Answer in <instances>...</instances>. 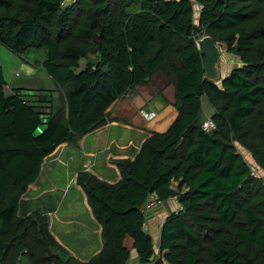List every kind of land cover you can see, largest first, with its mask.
Returning a JSON list of instances; mask_svg holds the SVG:
<instances>
[{
  "label": "trees",
  "instance_id": "1",
  "mask_svg": "<svg viewBox=\"0 0 264 264\" xmlns=\"http://www.w3.org/2000/svg\"><path fill=\"white\" fill-rule=\"evenodd\" d=\"M196 34L241 62L220 84L205 78ZM0 44L19 55L43 49L41 69L56 84L7 91L0 66V240L9 245L0 264H126L131 249L138 264H264V182L237 149L264 171V0H0ZM157 70L175 88L169 128L116 162L117 183L77 175L101 227L100 251L81 262L47 236L45 214L21 212V196L45 157L103 125ZM203 96L213 108L209 130ZM149 194L180 206L156 244L144 228ZM28 221L51 246L34 261L22 239Z\"/></svg>",
  "mask_w": 264,
  "mask_h": 264
},
{
  "label": "crops",
  "instance_id": "2",
  "mask_svg": "<svg viewBox=\"0 0 264 264\" xmlns=\"http://www.w3.org/2000/svg\"><path fill=\"white\" fill-rule=\"evenodd\" d=\"M218 72L220 77H225L229 70H224L222 68L221 62L219 61ZM168 79L169 78L160 70L155 71L150 76L149 80L135 85L114 103L109 112L108 118L103 125L99 126L93 132L82 136L77 141V145H72L66 142L61 143L47 156V161H53L51 164L56 163V161L62 160L63 155L68 156L70 154V157L66 158L71 164L74 161V153L76 152L77 147L82 146L85 156L83 166H85V168L78 171L75 170L73 174L74 182L77 188L82 191V189L76 184L77 175L82 171L90 172L99 180L105 181L107 183H117L121 176L116 162L120 160L134 159L140 149L141 144L148 137H150L153 132H165L177 115V107L175 105V88ZM216 83L220 84V81L217 80ZM12 87V85H6L5 88L8 91ZM14 87H24L28 89L46 88L42 87V85H39L38 83L31 84L24 81L15 83ZM47 88H56V84L52 82L51 84L47 85ZM56 94L58 95L56 101H58L60 100V95L58 92ZM203 97L200 99V120L202 123L204 121L210 120V115L213 112V108L210 103L208 107L204 106ZM140 109L154 110L156 111V116L152 120H145L139 114ZM203 110L205 111V115H203ZM88 139L96 141L95 150H93L92 147L86 149L85 144ZM237 149L249 165H255L258 168L259 178H262V181L264 182V171L253 162L250 154L245 149L239 145H237ZM91 157L94 159L93 165L90 162V166L86 167V164L90 161L89 158ZM93 167H95L96 170ZM48 169H52V165L48 167ZM39 179L40 176L37 178L35 183H39ZM38 183L36 184L37 186ZM29 186H31V184ZM82 193L84 194L83 191ZM84 196L88 205L87 197L85 194ZM151 197L156 198L154 194H149L147 196V199L143 205V215L144 228L146 232L154 238V235L156 234L155 230L158 224H161L163 219L170 212L176 211L180 206L174 197L169 198L166 201L159 202L162 205L158 208V211L154 213L156 216H152L151 210L145 212L147 211L145 205L149 199L151 200ZM25 200L28 201L27 197ZM168 208H171V211H167ZM88 209L90 211V221L92 225L90 226L91 230L86 233L85 237H80L79 235L70 237L72 233L68 234V232L79 230L78 226L82 227L79 223L81 221L80 217L72 211H65L57 215V220L55 221L58 226L66 225L64 231H53L50 226V234L72 256L81 262L88 261L101 249V227L93 217L89 205ZM48 214H51V211H49ZM160 214L161 218L159 216ZM158 219H160L159 222ZM61 236H64V240ZM126 264H138L135 250H130V258Z\"/></svg>",
  "mask_w": 264,
  "mask_h": 264
},
{
  "label": "rangeland",
  "instance_id": "3",
  "mask_svg": "<svg viewBox=\"0 0 264 264\" xmlns=\"http://www.w3.org/2000/svg\"><path fill=\"white\" fill-rule=\"evenodd\" d=\"M196 17L197 12L194 13V18ZM220 49V62L224 70L228 69L230 71V69L241 65L240 60L235 55L227 53L221 45ZM44 57L45 52L43 49H30L26 53L19 55L0 44V66L2 68V73L7 85H12V88H14L15 83L24 81L31 84L38 83L39 85H42V87L47 88V85L51 84L53 81L41 69ZM57 96L58 95L56 94V100ZM203 104L207 107L209 105V101L206 97H203ZM202 112L203 115H205V111L203 110ZM95 144L96 141L88 139L85 147L86 149L92 147L93 150H95ZM74 154V161L71 164L66 158L70 157V154L68 156L63 155L62 160L56 161V163L52 164L51 162L53 161H47V157L44 159L43 166L41 168L42 170H40L39 173L40 179L39 183L37 182L38 186L36 185L37 183L34 182L21 196V205L24 207L21 212H26V214L31 213V217L39 215L38 212L45 214V218L48 216V233H51L50 226L53 231H64L66 228V225H57L55 221L57 220V215L65 211H72L80 217L81 221L79 223L82 227L78 226L79 230L68 232V234L72 233L70 237L77 235L80 237H85L86 233L91 230L90 226L92 225L90 221V211L88 209L85 196L75 185L73 177L75 170L78 171L85 168V166H83L85 160L83 147H77ZM89 160L93 165V157L89 158ZM51 165L52 169L49 170L48 167ZM93 168L96 170L95 167ZM26 197L28 201L25 200ZM161 205L162 204L157 203L152 207V216L156 211H158V208ZM49 211H51V214H48ZM167 211H171V208H168ZM40 216L43 217V215ZM154 216H156V214ZM159 216L161 218V214ZM159 221L160 219H158V222ZM160 225L161 224L159 223L155 230L156 234L154 235V238L152 237L154 243H157ZM19 227L23 228V224H21ZM24 231L25 234L22 236V239L28 244L27 253L31 257V260L34 261L39 258V256L43 255L44 248L51 247L48 243L49 239H47L46 236L40 238L39 234L37 233L36 225L31 224L29 221ZM50 235L51 234H47V236ZM51 237L57 241L53 236ZM61 237L64 240V236ZM39 251L42 252L38 253ZM12 262L14 261L10 260V264H12ZM15 264L17 263L15 262Z\"/></svg>",
  "mask_w": 264,
  "mask_h": 264
},
{
  "label": "water",
  "instance_id": "4",
  "mask_svg": "<svg viewBox=\"0 0 264 264\" xmlns=\"http://www.w3.org/2000/svg\"><path fill=\"white\" fill-rule=\"evenodd\" d=\"M94 41L97 44L99 43L96 35L94 36ZM198 43H199L200 53L203 56V68H204L205 78L212 81L219 80L221 82L224 77H220L218 72L220 55H221L220 46L217 43H215L210 36L207 35H203L201 38H199ZM97 49H98V45L92 50V53H95ZM8 247H9L8 243H4L0 240L1 255H4L6 253Z\"/></svg>",
  "mask_w": 264,
  "mask_h": 264
},
{
  "label": "built area",
  "instance_id": "5",
  "mask_svg": "<svg viewBox=\"0 0 264 264\" xmlns=\"http://www.w3.org/2000/svg\"><path fill=\"white\" fill-rule=\"evenodd\" d=\"M199 8L195 9L194 11L197 12ZM203 36V34H197L195 35V43L197 46H199V43H198V40L199 38H201ZM139 114L145 119V120H152L155 116H156V111L154 110H145V109H140L139 110ZM214 125L213 123L211 122V120H208V121H204L202 123V128L204 130H209L211 128H213ZM90 166V161L87 162L86 164V167H89ZM250 170H251V175L253 177H256L258 178L259 177V174H258V168L255 166V165H250ZM157 203H159V201L156 200L155 197H151V200L149 199V201L146 203L145 207L147 209V211L145 212H148V211H152L153 210V206L156 205Z\"/></svg>",
  "mask_w": 264,
  "mask_h": 264
},
{
  "label": "clouds",
  "instance_id": "6",
  "mask_svg": "<svg viewBox=\"0 0 264 264\" xmlns=\"http://www.w3.org/2000/svg\"><path fill=\"white\" fill-rule=\"evenodd\" d=\"M197 35V34H196ZM202 35V34H201ZM204 35V34H203ZM197 47H199V46H197Z\"/></svg>",
  "mask_w": 264,
  "mask_h": 264
}]
</instances>
